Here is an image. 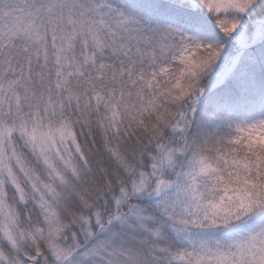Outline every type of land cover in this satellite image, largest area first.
Masks as SVG:
<instances>
[{"label":"snow or ice","instance_id":"1","mask_svg":"<svg viewBox=\"0 0 264 264\" xmlns=\"http://www.w3.org/2000/svg\"><path fill=\"white\" fill-rule=\"evenodd\" d=\"M0 264H264V0H0Z\"/></svg>","mask_w":264,"mask_h":264}]
</instances>
